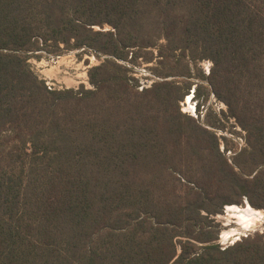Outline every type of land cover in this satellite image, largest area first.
<instances>
[{
  "label": "trees",
  "instance_id": "obj_1",
  "mask_svg": "<svg viewBox=\"0 0 264 264\" xmlns=\"http://www.w3.org/2000/svg\"><path fill=\"white\" fill-rule=\"evenodd\" d=\"M159 39L163 78L190 76L177 51L212 62L250 150L235 167L174 81L130 83L120 62ZM63 46L107 56L92 89L31 71ZM263 164L264 0H0V264H264L261 235L220 249L210 219L242 197L264 209Z\"/></svg>",
  "mask_w": 264,
  "mask_h": 264
},
{
  "label": "rangeland",
  "instance_id": "obj_2",
  "mask_svg": "<svg viewBox=\"0 0 264 264\" xmlns=\"http://www.w3.org/2000/svg\"><path fill=\"white\" fill-rule=\"evenodd\" d=\"M106 28H109V26L104 27L103 30H106ZM93 30L98 31L99 28L94 26ZM162 44H164V40L159 39L157 46L144 50V53L140 54L135 62H120L131 69L128 73L131 78L130 83L136 91L140 92L138 88L142 86L144 87L143 90H147L156 82L174 81L183 94L178 102L179 111L185 116L194 118L203 128L213 132L218 139L219 151L223 153L228 163L235 167L234 158L242 153L246 155L250 150L245 141V132L234 119L227 116V106L218 100L210 90L207 77L211 71L212 62L208 59L193 61L187 52L177 51L174 56L179 63L178 66L174 64L176 69L174 68L173 71L182 73L184 71L183 67L187 63L190 76L163 78L155 71L157 69L161 72L164 67L161 64L162 58L157 49ZM146 51L149 52V55ZM37 55L39 56L38 59L30 58L28 60L31 71L38 79L43 80L46 86L55 90L92 89L87 71L98 66L107 58L104 55H97L89 48L66 50L64 46L61 53L40 51L37 52ZM146 56L151 59H147ZM148 84H150V87ZM145 86H148V88H145ZM261 167H264V164ZM257 170L250 172V169H248L247 174L244 175L245 178H251ZM235 171H239V169L236 168ZM247 204H249L247 199L242 197L240 202L225 205L220 214L210 217L213 220L212 224L218 228V239L215 244L220 249H225L249 235L259 234L264 240L263 208H255L249 204L253 209L260 211L262 215L252 227L249 226L247 229L241 227L242 224L239 218L230 210V207L244 208Z\"/></svg>",
  "mask_w": 264,
  "mask_h": 264
},
{
  "label": "bare ground",
  "instance_id": "obj_3",
  "mask_svg": "<svg viewBox=\"0 0 264 264\" xmlns=\"http://www.w3.org/2000/svg\"><path fill=\"white\" fill-rule=\"evenodd\" d=\"M230 210H232V213L239 218V221L242 224L241 227L243 229H247L249 226L252 227V225H254L262 215L260 211L253 209L249 204H247V206L244 208L233 206L230 207Z\"/></svg>",
  "mask_w": 264,
  "mask_h": 264
},
{
  "label": "built area",
  "instance_id": "obj_4",
  "mask_svg": "<svg viewBox=\"0 0 264 264\" xmlns=\"http://www.w3.org/2000/svg\"><path fill=\"white\" fill-rule=\"evenodd\" d=\"M148 86L150 87V84H148ZM148 86H145V88H148ZM140 91H142L143 89H144V87L142 86V87H139L138 88Z\"/></svg>",
  "mask_w": 264,
  "mask_h": 264
}]
</instances>
